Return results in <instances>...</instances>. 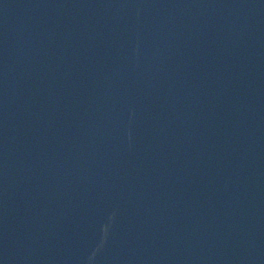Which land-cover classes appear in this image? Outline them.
Listing matches in <instances>:
<instances>
[{
  "label": "water",
  "instance_id": "95a60500",
  "mask_svg": "<svg viewBox=\"0 0 264 264\" xmlns=\"http://www.w3.org/2000/svg\"><path fill=\"white\" fill-rule=\"evenodd\" d=\"M0 264H264V0H0Z\"/></svg>",
  "mask_w": 264,
  "mask_h": 264
}]
</instances>
